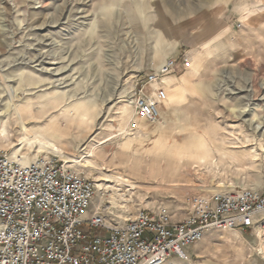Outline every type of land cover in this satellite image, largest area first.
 I'll use <instances>...</instances> for the list:
<instances>
[{
    "label": "rangeland",
    "instance_id": "rangeland-1",
    "mask_svg": "<svg viewBox=\"0 0 264 264\" xmlns=\"http://www.w3.org/2000/svg\"><path fill=\"white\" fill-rule=\"evenodd\" d=\"M171 57L178 68L169 76L178 80L165 79L161 119H138L130 104L133 81ZM30 101L42 103L41 113L35 109L23 130L15 107ZM249 119L264 126V0H0V132L8 134L0 147L25 162L64 160L40 148L48 126L50 142L79 161L71 167L105 185L96 187L95 202L102 199L113 226L158 207L181 220L194 196L234 187L263 192L264 131ZM201 133L213 139L210 157L178 149ZM111 175L132 184L121 188L127 208L106 190L116 184ZM259 245L249 233L212 230L188 258L165 264H264Z\"/></svg>",
    "mask_w": 264,
    "mask_h": 264
},
{
    "label": "built area",
    "instance_id": "built-area-1",
    "mask_svg": "<svg viewBox=\"0 0 264 264\" xmlns=\"http://www.w3.org/2000/svg\"><path fill=\"white\" fill-rule=\"evenodd\" d=\"M176 66L177 59L168 58L133 81L130 104L138 119H161L165 79ZM190 66L185 57L184 67ZM96 196L94 180L65 161L39 156L25 162L0 147V264H165L173 256L188 258V249L212 230L264 241V191L253 188L191 197L181 220L166 207L142 209L122 226L93 207Z\"/></svg>",
    "mask_w": 264,
    "mask_h": 264
},
{
    "label": "bare ground",
    "instance_id": "bare-ground-1",
    "mask_svg": "<svg viewBox=\"0 0 264 264\" xmlns=\"http://www.w3.org/2000/svg\"><path fill=\"white\" fill-rule=\"evenodd\" d=\"M9 91L12 92V95H11L12 97L10 99L11 100H14L15 99V95L13 94V90L9 89ZM38 101H40V100H38ZM38 101H36V102L35 101H30L27 104H23L21 107H17V106L15 107L17 122L19 121V123H20V125H21V127H22L23 130H26V128H27V121L29 119H34V117H36L35 109L39 108V111H38L37 114L40 115V113H41V111H40V105H42V103L41 102H38ZM60 101H61V99H56L53 102V104H52L53 107L57 103H59ZM167 101H168V97L166 99V103H167ZM76 109H79L80 112L85 111V107H83L82 105L76 106ZM65 111L66 110H63L59 114L62 115ZM247 122L250 123L251 125L252 124H255V130L256 131H262V132L264 131V126L262 124H257V122L254 119H249V120H247ZM49 123L51 124V122H49ZM53 123H54V126L59 127L58 126L59 124H57L55 121H53ZM47 128H48V126L46 127V129ZM45 130L42 131L43 133L41 132L42 133L41 134V140L38 141L39 144H40V148L41 149H46V148L49 149V148H51L53 150V152H55L56 154L66 155V157L64 158L63 161H65V163H67V165H69V166H72L73 164L79 165V161H77V159H73V158L67 156V154L64 152L63 149L59 148L57 145H55L52 142H50L51 140H49L45 136V134H44V131ZM0 138H2L5 141V143L8 141V134H7L6 128L1 129ZM198 138H199V140L196 141V143H193L192 142L193 144H192L191 147L184 146V147H181V148H178V149L183 154L189 155L192 158H198V159H200V158L210 157L211 156L210 148L212 147L213 139H211V137H209V135L206 134V133H201V135ZM165 140L168 143V137H165ZM106 142H108V141L101 142L100 143V146L103 145V144H105ZM173 142H175L174 144H176V141H173ZM174 147H176V145ZM95 149H96L95 148V145H93L90 148V150H89L90 151V157H92L94 155ZM216 149H217V147H216ZM107 178L112 182V184L113 183H116L115 185H108V186H106V190L108 192H112L113 194L116 195L115 198L113 197L114 200H115L114 201V204H116L118 207L121 206L123 208H127V205L126 204L128 203V201L123 198V197H125V195L122 194L121 188L122 187H129V186H131L132 185L131 182L128 181V180H126L125 178H123L121 176H113V175H111V176H107ZM117 185H119V187ZM104 186L105 185H102V184L98 185L97 184L96 187L98 189V192L101 191V190H103V187ZM101 200H100V197H99L98 200H97L98 201L97 204L95 202L96 200H94L93 207L95 209H99L100 208L99 206L102 203ZM256 238L260 242V245H259L260 250L259 251L262 253V252H264V241L262 239H259L258 237H256Z\"/></svg>",
    "mask_w": 264,
    "mask_h": 264
},
{
    "label": "crops",
    "instance_id": "crops-1",
    "mask_svg": "<svg viewBox=\"0 0 264 264\" xmlns=\"http://www.w3.org/2000/svg\"><path fill=\"white\" fill-rule=\"evenodd\" d=\"M221 12V11H220ZM215 15H217V12L215 11ZM215 15H214V17H215ZM214 17H212V18H210V19H207L206 21L207 22H209V21H211ZM221 22H223V24H225L224 23V21L221 19ZM176 68H178L177 66H176ZM170 78H169V81L170 82H172V83H175V82H177V80H178V78H177V76H174V75H172V76H169ZM171 78H172V80H171ZM135 128H137V124L135 125Z\"/></svg>",
    "mask_w": 264,
    "mask_h": 264
}]
</instances>
